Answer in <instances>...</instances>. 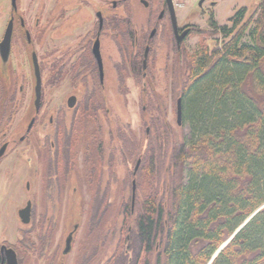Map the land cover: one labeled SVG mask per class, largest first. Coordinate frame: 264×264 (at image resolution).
I'll use <instances>...</instances> for the list:
<instances>
[{
    "label": "flooded vegetation",
    "instance_id": "flooded-vegetation-1",
    "mask_svg": "<svg viewBox=\"0 0 264 264\" xmlns=\"http://www.w3.org/2000/svg\"><path fill=\"white\" fill-rule=\"evenodd\" d=\"M49 1H52L48 16L51 28L64 21L67 29L86 27L85 32L75 38L68 35L65 51L52 50V54H60V59L51 61L48 83L43 82V68L37 53L31 52V60L34 53L37 56L42 77L41 103L38 111L34 108V117L26 128L13 137L14 123L25 107L22 98L25 90L23 85L18 86V76H13L14 80L8 84L7 71L14 72L15 68L7 65L21 39L28 47L38 46L41 20L35 18L33 22L29 18L31 3L26 2L24 10L23 0H0V22L4 23L0 44L7 27L12 26L9 59L5 61L0 53V264H66L65 259L71 254L81 229L85 234L84 243L88 240L94 248L90 257L85 251L83 254L87 256H81L75 264H94L103 238L104 203L119 199L117 168L119 143H122L118 127L108 118L113 112L108 107L109 100L103 98L105 91L108 94L103 58L105 43L110 41L111 52L120 57V62H115L118 91H128L129 81L136 80L145 90L151 71L150 59L158 44L181 58L185 43L196 33L190 19L180 18L174 0ZM206 2L198 0L196 4L203 14L207 13ZM90 6L92 16L88 11ZM139 13L144 19L138 20ZM89 21L91 28H87ZM136 23L145 27L137 29ZM184 32L187 34L178 46ZM97 42L102 67L94 55ZM62 81H68L69 88L79 90L84 96L70 95L65 108L55 109L50 102L47 109L54 114L45 121L44 86L52 89ZM104 127L108 129L104 131ZM123 158L127 164L130 162L126 154ZM138 161L141 166V158L135 160V166ZM135 166L133 176L137 173ZM112 187H116L114 196H111ZM109 230L113 232L114 228ZM64 234L61 252L60 240ZM93 236L97 241L94 244ZM69 237L71 250L65 254Z\"/></svg>",
    "mask_w": 264,
    "mask_h": 264
},
{
    "label": "trees",
    "instance_id": "trees-1",
    "mask_svg": "<svg viewBox=\"0 0 264 264\" xmlns=\"http://www.w3.org/2000/svg\"><path fill=\"white\" fill-rule=\"evenodd\" d=\"M228 23L212 21L222 42L187 56L180 97L192 134L176 144L179 177L167 196L154 181L155 148L139 153L136 138L120 137L126 160L142 164L128 174L134 209L132 186L129 200L120 185L118 201L104 203L102 236L123 217L118 253L105 264H209L264 206V0L258 13L241 9ZM211 264H264V208Z\"/></svg>",
    "mask_w": 264,
    "mask_h": 264
},
{
    "label": "rangeland",
    "instance_id": "rangeland-1",
    "mask_svg": "<svg viewBox=\"0 0 264 264\" xmlns=\"http://www.w3.org/2000/svg\"><path fill=\"white\" fill-rule=\"evenodd\" d=\"M174 1L180 18H185L186 20L187 18L190 19V21L196 26V33L193 34L185 43V51L181 58H178V56L174 54L173 50L169 51L168 48H164L163 45L158 44L155 54L150 59V77L146 79V85L144 86L146 91L142 90L144 88L141 87L140 82H137V80L132 83L129 81L130 88L126 92L123 91L124 94L126 93V96H123L122 92L117 89L118 78L115 70V62H120V57L118 56L117 58V56L111 52V43L108 40L107 41L109 43H105L103 57L106 67L105 85L107 86L106 88L108 91V94L105 91L103 98L107 101L109 100L108 107L113 111L112 114H109L108 118L114 120L113 122H115V126L118 127L120 136H127L126 138H129V140L132 138L134 140L136 138L139 145V153L147 150L149 147L155 148L153 152V154H155L154 181L157 183V186L161 188L160 192L162 197L167 196L171 187L178 182L179 173L178 170L174 168L172 160L177 148L176 144L182 142L183 139L189 140L192 134L190 124L186 123L182 125L181 123V125L178 126L176 123V101L181 95V90L187 78V70L185 69L187 56L192 55L196 51L199 43L203 42L214 46L216 43L222 42V35L219 33H213V29L210 27V23L212 21H214L218 26L227 25L229 24V19L241 9H246L248 17L254 13H258V9L261 4V0H207L204 4L207 13L205 12L206 14H203L196 7L198 0ZM26 2L31 3L29 8H32V10L31 12H28L31 21L34 22L35 18H39L41 23L38 33V46L28 47L21 39L22 42L18 43V45L13 48L12 58L9 60L7 65L8 68L11 67V65L15 68L14 72H11L9 69L7 71L9 77L8 84H11V80H14L13 76H18V86L23 85L25 90L24 95L22 96L25 100V107L14 123L12 131H14L15 135L13 137L24 130L30 119L34 117L35 78L31 52L35 51L37 53L41 68H43V82L48 83L50 82L48 80V67L54 58H57L58 60L60 59V54H52V50L60 49L59 51H65L67 48L66 42L69 41L67 39L72 36L75 38L76 36L83 35L85 32L84 29L86 28L83 27L80 30L79 26H76V28L78 27L77 30L76 28H74V30L71 28L70 30L66 28V24L63 21L55 23L56 27H52V29L49 23L50 19H48L51 12L50 9L52 7V1L23 0L22 8H24V10L26 8ZM44 4L46 7L43 8L42 6H44ZM156 7L157 6H154L155 9ZM88 11L91 14L93 7L90 6ZM138 15L141 17H138V20L144 19L142 18L141 13ZM89 19H92L90 18V15L88 16V20ZM144 23L145 22L143 21L142 24ZM3 24L4 23L0 22V38L3 32ZM91 24L92 22L89 21L87 28H91ZM139 26L141 25L136 23L137 29H139ZM142 27H145V25H142L141 28ZM68 35L69 37H67ZM106 46L108 47L106 48ZM184 55H186V57ZM133 83H135V85H133ZM47 86L48 85L44 86V99L45 103H47L45 121L48 120L50 115L54 114L53 111H48L47 109L49 104H51L50 102H53V108L55 109L60 106H64L65 108L66 100L70 95L77 94L78 98H83L84 96L79 90L69 88L68 81H62L60 85L54 86L52 89H49ZM53 108L51 107V109ZM71 115V113L68 115L69 118L72 117ZM21 119L23 121L19 123ZM107 129V127H104V131ZM121 140L122 138H120V141ZM157 145L158 148L156 147ZM159 146H161V148H159ZM119 147V166L117 168V174L119 177V186H125L123 195L124 200L127 201L131 196V183L133 181V178L128 177V174L133 173L135 161L131 163L129 162L128 164L124 162L122 143H119ZM139 153L137 156H139ZM158 161H160L161 165ZM126 182L127 184L124 185ZM23 184H25L24 181ZM169 187L170 189H168ZM114 189L116 190V187H112L111 196L115 191ZM78 194H80L79 191ZM88 194L89 193H87V195ZM78 204L79 201L77 197V205ZM115 209L116 206L114 207V210ZM119 218L118 227L115 229L116 231L114 233H104L103 238L100 240V248L97 257L94 260V264H105L118 253L117 246L119 240L121 239V228L123 225L122 214ZM108 226H110V224ZM65 234L62 235L60 240L61 252L64 250ZM94 236L96 237V235ZM94 236L92 240L93 244L97 242L94 240ZM84 237V231L82 229L79 230L72 246V252L65 259L66 264H75L76 260L80 259L81 256L83 258L84 255L85 258L87 255L88 257L91 255L94 247L90 246V242L88 240L84 243ZM85 251L87 252V255L83 254Z\"/></svg>",
    "mask_w": 264,
    "mask_h": 264
},
{
    "label": "water",
    "instance_id": "water-1",
    "mask_svg": "<svg viewBox=\"0 0 264 264\" xmlns=\"http://www.w3.org/2000/svg\"><path fill=\"white\" fill-rule=\"evenodd\" d=\"M168 2H170V0H167ZM187 34V32H184L183 35L179 38L178 40V46L181 45L182 43V39L183 37H185ZM11 37H12V26L9 25L6 29L4 38L0 44V53L2 55V58L6 61L9 59L10 56V45H11ZM94 55L96 57V59L98 60L99 66L102 67V63H101V56L99 53V47H98V42L95 44L94 46ZM32 64H33V73H34V78H35V86H34V108L36 111H38L40 103H41V93H42V77H41V72H40V68H39V63H38V59L36 54H33L32 57ZM70 100H74V98H71ZM182 97H179L176 101V123L178 126L181 125L182 123ZM140 166V161L137 162L136 166H135V172L138 171ZM135 193H136V184L135 181L132 183V210L134 209L135 206ZM264 206H262L257 212H255L245 223H248V221L254 216L256 215L261 209H263ZM243 225V226H244ZM241 226L236 232L235 234H237L240 229L243 227ZM234 234V235H235ZM234 235L229 238L225 244H223L220 249L216 252V254L213 256L211 262L215 259V257L219 254V252L226 247V245L232 240V238L234 237ZM71 238L69 237L66 241V249L64 251L65 254H67L70 250H71ZM211 262L209 264H211Z\"/></svg>",
    "mask_w": 264,
    "mask_h": 264
}]
</instances>
